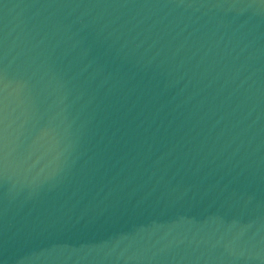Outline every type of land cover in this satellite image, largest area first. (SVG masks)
Wrapping results in <instances>:
<instances>
[{
	"label": "water",
	"instance_id": "95a60500",
	"mask_svg": "<svg viewBox=\"0 0 264 264\" xmlns=\"http://www.w3.org/2000/svg\"><path fill=\"white\" fill-rule=\"evenodd\" d=\"M0 264H264V0H0Z\"/></svg>",
	"mask_w": 264,
	"mask_h": 264
}]
</instances>
